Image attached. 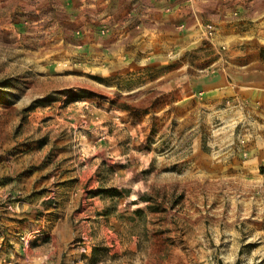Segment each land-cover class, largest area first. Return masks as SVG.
<instances>
[{
	"label": "rangeland",
	"instance_id": "obj_1",
	"mask_svg": "<svg viewBox=\"0 0 264 264\" xmlns=\"http://www.w3.org/2000/svg\"><path fill=\"white\" fill-rule=\"evenodd\" d=\"M225 27L264 0H0V264H264V165L183 176L140 88Z\"/></svg>",
	"mask_w": 264,
	"mask_h": 264
},
{
	"label": "crops",
	"instance_id": "obj_2",
	"mask_svg": "<svg viewBox=\"0 0 264 264\" xmlns=\"http://www.w3.org/2000/svg\"><path fill=\"white\" fill-rule=\"evenodd\" d=\"M178 18L192 28L201 23V18L191 22L183 14ZM183 37V52L166 70H151L154 77L140 87L161 93L158 100H168L167 109L174 110L166 114L173 127L156 135L166 131L175 138L172 152L182 159L173 164L183 176L202 181L255 173L264 165L261 40L249 32L231 34L227 27L211 38L192 30Z\"/></svg>",
	"mask_w": 264,
	"mask_h": 264
}]
</instances>
